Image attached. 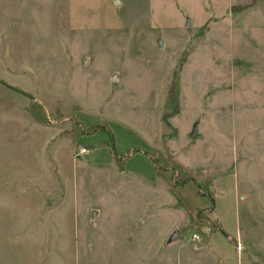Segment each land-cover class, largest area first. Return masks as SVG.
<instances>
[{
	"label": "rangeland",
	"instance_id": "374dc122",
	"mask_svg": "<svg viewBox=\"0 0 264 264\" xmlns=\"http://www.w3.org/2000/svg\"><path fill=\"white\" fill-rule=\"evenodd\" d=\"M0 264H264V0H0Z\"/></svg>",
	"mask_w": 264,
	"mask_h": 264
},
{
	"label": "trees",
	"instance_id": "16d2710c",
	"mask_svg": "<svg viewBox=\"0 0 264 264\" xmlns=\"http://www.w3.org/2000/svg\"><path fill=\"white\" fill-rule=\"evenodd\" d=\"M148 161L153 165L156 170L169 171L171 179V185L175 188L181 187V185L188 182H193L197 185V193L206 195L201 191L199 183L195 182L192 173L187 170L181 163L174 160L168 153L161 154L159 152L146 153ZM211 197V194H208Z\"/></svg>",
	"mask_w": 264,
	"mask_h": 264
},
{
	"label": "water",
	"instance_id": "95a60500",
	"mask_svg": "<svg viewBox=\"0 0 264 264\" xmlns=\"http://www.w3.org/2000/svg\"><path fill=\"white\" fill-rule=\"evenodd\" d=\"M8 88L11 89L12 91H15V92L21 94V95H22V94L26 95L23 91H18L17 89H14V88H12V87H10V86H8ZM191 131H192V135H195V134H196V131H195V127H194V126H192ZM174 238H176V233H171V234L169 235V237H168V241H170V240H172V239H174Z\"/></svg>",
	"mask_w": 264,
	"mask_h": 264
},
{
	"label": "built area",
	"instance_id": "2783aa9c",
	"mask_svg": "<svg viewBox=\"0 0 264 264\" xmlns=\"http://www.w3.org/2000/svg\"><path fill=\"white\" fill-rule=\"evenodd\" d=\"M77 151H78L77 156H79V157L82 156V155L87 154V152H88L83 147L82 148H79ZM190 238H191V240H197L198 239V236L196 234H192Z\"/></svg>",
	"mask_w": 264,
	"mask_h": 264
},
{
	"label": "crops",
	"instance_id": "0c3cea01",
	"mask_svg": "<svg viewBox=\"0 0 264 264\" xmlns=\"http://www.w3.org/2000/svg\"><path fill=\"white\" fill-rule=\"evenodd\" d=\"M165 173H166V172H165ZM167 176H168V178H169L170 175H167ZM169 179H170V178H169Z\"/></svg>",
	"mask_w": 264,
	"mask_h": 264
}]
</instances>
